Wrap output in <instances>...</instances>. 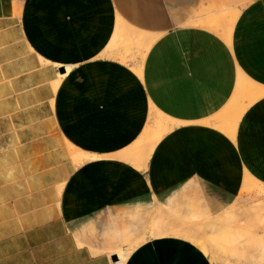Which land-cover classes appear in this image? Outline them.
Masks as SVG:
<instances>
[{"label":"crops","instance_id":"obj_1","mask_svg":"<svg viewBox=\"0 0 264 264\" xmlns=\"http://www.w3.org/2000/svg\"><path fill=\"white\" fill-rule=\"evenodd\" d=\"M211 3L226 7L225 19L236 9L229 43L196 26ZM114 5L0 0V264H114L109 250L126 249L114 233L126 228L132 206L191 186L216 214L246 181L264 188V94L244 109L233 138L216 121L241 104L243 85L264 90V0ZM117 15L156 36L141 77L110 49ZM150 111L170 129L146 169L132 173L126 149ZM129 174L142 175L138 189ZM107 236L102 253L83 245ZM160 239L136 247L124 264H210Z\"/></svg>","mask_w":264,"mask_h":264},{"label":"bare ground","instance_id":"obj_2","mask_svg":"<svg viewBox=\"0 0 264 264\" xmlns=\"http://www.w3.org/2000/svg\"><path fill=\"white\" fill-rule=\"evenodd\" d=\"M214 15V21L206 22V27H209L210 29L215 31L216 34L219 35L226 43H229L231 26L234 23V19L237 15L236 10H232V16H227L228 18H226L225 20H222L223 16H220L218 18L216 17V14ZM121 20L123 21V19ZM120 25H118L117 27L120 28ZM126 29L127 26L123 25V29L121 30L123 32L116 34L117 38L114 39L115 42L119 44V39H121L123 42L126 40ZM131 30L133 29H130V32ZM130 32H127V34ZM137 32L139 31L133 30L131 32L133 33V36H137L134 37V39L138 38L137 34H140L141 31L139 33ZM141 33L144 34L143 32ZM131 37L132 36L130 35V38ZM145 37L143 38V40H145ZM134 39L133 41L141 43L140 40L142 38L139 39V41ZM144 49L146 50V48ZM137 73L138 75H140V72ZM241 78L243 79V77ZM243 86H248L247 88L249 91H247V93L251 92L254 95L258 94L260 95L259 97L264 94L263 89L253 87V85L252 87L250 85ZM108 118L109 117H107V119ZM157 119H160V117ZM220 125V128L225 133H228L230 136L233 137L234 130L236 127V124L233 120L227 119L226 121H223ZM168 129V125L159 122L157 123V121H154L150 125H146L140 137L126 149V161L129 160L131 163H133L132 165L137 168L143 167V169H146L148 157L153 147L158 143V141L165 134L164 132ZM136 155H138V157H136ZM243 187L246 188V183H244ZM177 196L178 195L176 194H172L170 197L167 198L165 203L158 204L159 206H157L155 216L157 217V224L150 231L151 236L160 237L166 235H183L187 237H192L194 240H196L200 237H203L204 233H209L214 238H216L217 242L220 244H218L219 246H222L223 248L227 249L229 259H233L235 261L237 260V262L244 264H264V201H258L257 203H252V205L249 206L243 205L238 208L222 210L219 214L215 216L207 214L206 217L204 209H202V205L200 204V202L197 200V198L194 199V197L191 196L183 202V206L185 207V211L183 213L179 207ZM153 201L157 202L154 198ZM133 224L140 227L143 223L142 221H136L133 222ZM122 227L125 226L122 225ZM258 231H260L262 235H259ZM90 251L94 254H97L93 248H90ZM109 255H115L117 257V261L114 264H124L126 260L125 252L110 251Z\"/></svg>","mask_w":264,"mask_h":264},{"label":"rangeland","instance_id":"obj_3","mask_svg":"<svg viewBox=\"0 0 264 264\" xmlns=\"http://www.w3.org/2000/svg\"><path fill=\"white\" fill-rule=\"evenodd\" d=\"M101 2V1H100ZM110 4L113 6L114 3L116 7H118L119 9L122 8V6L124 4H126V0H109ZM215 4V5H214ZM209 6H207V9L205 11V13H207L206 17H208V21H214V14H216V17H220V12L219 10L224 9L226 7H224V5L218 4V3H214ZM221 8V9H220ZM226 10V9H224ZM234 10H236L234 8ZM233 10V11H234ZM232 11V10H231ZM230 12V11H229ZM237 13V12H236ZM232 16L231 12L229 13V17ZM117 19H118V24H116V28H115V32L113 35V43L112 46L110 47L111 50H113L116 55H118L120 62H124L126 61V67L128 69H130L129 71L131 73H133L134 75L141 77L142 76V70L144 68V60L145 57L148 53V49H150L151 45L154 43V41L156 40V36H152L149 34H137L138 38L134 39V37L137 36H133L131 33L133 30L127 28L126 29V40L123 42L121 39H119V44L117 42L114 41V39H116V34L123 32L121 31L123 29V22L121 21L119 15H117ZM223 20H225V18H223ZM121 21V22H120ZM206 22H198L196 23V26L201 27V28H206L208 30H210L212 33H216L215 31H213L212 29H210L209 27H206L205 23ZM121 23V25H120ZM120 25V28H118L117 26ZM194 25V23L192 24ZM127 32H130L127 34ZM130 35L132 36L130 38ZM141 36V37H140ZM143 36V37H142ZM145 37V40H143V38ZM129 38V39H128ZM137 40L139 41V39H141V43L133 41ZM147 38V39H146ZM150 38V41H149ZM152 38V39H151ZM131 39V40H130ZM121 41V42H120ZM131 41V42H130ZM153 41V43H152ZM134 42V43H133ZM117 43V44H116ZM121 43V46H120ZM147 43V44H145ZM135 44V45H134ZM137 44V45H136ZM144 44V45H143ZM142 47V48H140ZM146 48V50L144 49ZM137 72H140V75H138ZM260 95H254L253 93H246V95L240 96L239 99L242 101L241 104H236L234 103V108L232 109L231 112H226V113H220L217 117H216V121H217V127L222 130L221 127V123L223 121H226L227 119H231L235 122V124H237L240 116L242 115V113L244 112V109L255 99L259 98ZM160 119H157L159 118ZM148 123L147 125L152 124L154 121H157V123H163L168 125V128L170 129V125L169 122L166 121L167 119H165V117H162V115L157 114L153 111L149 112V117H148ZM168 129V130H169ZM168 130H166L164 133H167ZM223 131V130H222ZM224 132V131H223ZM225 133V132H224ZM228 136H230L228 133H226ZM231 138H233L232 136H230ZM75 154H79L76 155L75 157H77L78 159H80L79 156L85 157V155L83 153H75ZM136 157H138V155H136ZM130 161H126V165L128 166V168L130 170H132V173H142L144 171L143 167H135L132 164L133 163H129ZM133 174H129L128 177L131 178L132 181V190L133 189H138L140 187L139 183V179L141 180L142 175L138 177V175L135 176H131ZM246 188H242V191L239 195V197L229 206H227L224 209H221L220 211H218L216 214H213L212 208H209L208 204L206 203V201H204V197L202 196L201 193L196 192L195 188H192L191 186L189 187H185L184 190L182 192H180V194L177 196L178 199V203H179V207L181 209V211L184 213L185 211V207L183 206V202L185 200H187L190 196L197 198V200L200 202V204L202 205V209H204V213L205 216L207 214H210L211 216H215L217 214H219L222 210H229L232 208H238L241 207L243 205H252L257 203L258 201H264V188L250 182V181H246ZM167 199H159V203H165ZM153 201V204L148 207H139V205L136 206H132L131 209H128L126 211V228L121 226V229H119L118 232L114 233V235L116 236L117 242L124 246V248L126 247L125 250L123 249H117L115 251L112 252H116V251H120V252H125L126 253V259L128 258V256L130 255V253L138 246H142L145 243H151V241L155 238H162L160 239V241L165 242L168 240H176L177 242H180L182 244H185L187 247L192 248L193 250H195L196 252H198L200 255H206V257L208 258L210 264H244V263H240L237 262V260H233V259H229L228 258V254H227V249L223 248L222 246H219L220 244L217 242L216 238H214L211 234L209 233H204L203 237H200L196 240H194L192 237H187V236H183V235H176V236H172V235H166V236H160V237H153L150 235V231L154 228V226H156L157 224V217L156 216V211H157V206H159L158 204ZM207 217V216H206ZM138 222V221H142V225L140 227H138L137 225H134L133 222ZM191 232V231H190ZM259 235H262V233L260 231H258ZM110 241L109 236H107L106 238L101 239L100 240V245L97 243L96 240H91L90 241H86L84 240L83 245H86L90 248H93L94 251L99 254L102 253V251H104V247L103 245ZM219 244V245H218ZM110 252V250H109ZM92 253V252H91ZM94 254V253H92Z\"/></svg>","mask_w":264,"mask_h":264},{"label":"water","instance_id":"obj_4","mask_svg":"<svg viewBox=\"0 0 264 264\" xmlns=\"http://www.w3.org/2000/svg\"><path fill=\"white\" fill-rule=\"evenodd\" d=\"M113 261H116V258H112Z\"/></svg>","mask_w":264,"mask_h":264}]
</instances>
